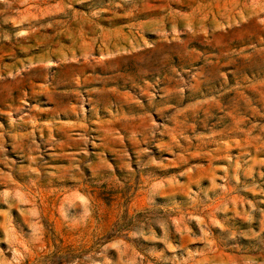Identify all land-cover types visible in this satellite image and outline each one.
I'll return each instance as SVG.
<instances>
[{"label":"rangeland","instance_id":"374dc122","mask_svg":"<svg viewBox=\"0 0 264 264\" xmlns=\"http://www.w3.org/2000/svg\"><path fill=\"white\" fill-rule=\"evenodd\" d=\"M0 264H264V0H0Z\"/></svg>","mask_w":264,"mask_h":264}]
</instances>
